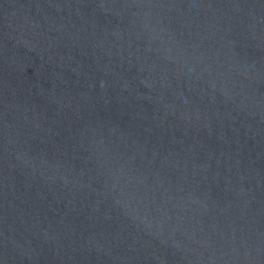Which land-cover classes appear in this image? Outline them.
Segmentation results:
<instances>
[{"label": "water", "instance_id": "1", "mask_svg": "<svg viewBox=\"0 0 264 264\" xmlns=\"http://www.w3.org/2000/svg\"><path fill=\"white\" fill-rule=\"evenodd\" d=\"M0 264H264V0H0Z\"/></svg>", "mask_w": 264, "mask_h": 264}]
</instances>
